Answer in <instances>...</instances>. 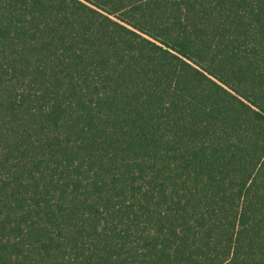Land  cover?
Listing matches in <instances>:
<instances>
[{
	"label": "trees",
	"instance_id": "16d2710c",
	"mask_svg": "<svg viewBox=\"0 0 264 264\" xmlns=\"http://www.w3.org/2000/svg\"><path fill=\"white\" fill-rule=\"evenodd\" d=\"M0 74V264H260L264 4L0 0Z\"/></svg>",
	"mask_w": 264,
	"mask_h": 264
},
{
	"label": "snow or ice",
	"instance_id": "6c2138e0",
	"mask_svg": "<svg viewBox=\"0 0 264 264\" xmlns=\"http://www.w3.org/2000/svg\"><path fill=\"white\" fill-rule=\"evenodd\" d=\"M79 2L81 4H87L88 0H79ZM213 3L216 2V0H212ZM225 3L227 4H233V3H238V0H224ZM249 4H253V3H262L264 4V0H248ZM91 6V5H89ZM49 22L45 21V23L42 25V27H45ZM64 52V48L60 49V52H58L56 55L60 58L63 59V56L61 55V53ZM36 60L37 63H39V57H35L34 58ZM55 57L52 58L51 63L54 64L55 63ZM35 73L31 72V71H26L20 78L21 80V87L22 90L23 89H28L31 88L33 91H35L36 89L33 87L34 83H38L37 81H35ZM9 83H14L12 81H9ZM7 90V84L5 83L4 79H3V75L0 74V107H2L3 104V100L5 97V93ZM41 91H44V88H41ZM37 95L39 96L40 93H37ZM38 107L43 108V110H47L46 107H44V99L43 97L40 98ZM33 111H36V109H33ZM2 122V121H0ZM5 140L3 137V133L2 131H0V184H3L5 179L7 178L9 172L8 169H6L3 165V158H4V147H5ZM78 164V162H77ZM73 167H77V165H73ZM46 178H41V182H45ZM25 183H31L30 179L25 180ZM0 200H2V196H0ZM117 208L120 207L119 204L116 205ZM101 213V216L105 219V220H109L111 218V214L114 211L113 209H108L105 207H99L98 209ZM0 211H2V208H0ZM160 214L163 216L166 214V210H159ZM3 223V217L0 216V225H2ZM106 227L105 223H101L100 224V231L97 233L98 235H102L103 231ZM3 235L2 229H0V236ZM262 252H264V247H262ZM246 253V249L242 248V247H236L232 250V254L229 256V260L232 261V264H236V258L240 257L241 259H243V254ZM260 264H264V257H262Z\"/></svg>",
	"mask_w": 264,
	"mask_h": 264
}]
</instances>
